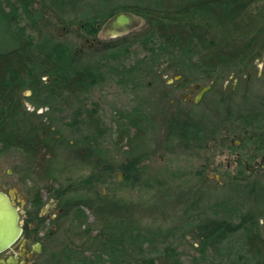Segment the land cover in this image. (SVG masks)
I'll use <instances>...</instances> for the list:
<instances>
[{
    "label": "rangeland",
    "instance_id": "obj_1",
    "mask_svg": "<svg viewBox=\"0 0 264 264\" xmlns=\"http://www.w3.org/2000/svg\"><path fill=\"white\" fill-rule=\"evenodd\" d=\"M1 1L16 6L18 27H26L29 35L35 37L30 8L19 0ZM134 3V0H68L65 17L71 25L67 29L54 26L48 34L69 43L82 55H98L108 48L123 50L122 45L132 43L130 50L111 64L122 70L145 57L146 52L138 42L145 25L122 37L103 38L101 33L106 23L99 21L85 27L79 26V22L94 17L100 9L111 11ZM64 53L59 52L57 59ZM259 64L263 66L264 57ZM253 67L256 72L257 68ZM176 75L164 63L143 82L144 92L125 87L118 73L110 71L92 75L83 90L75 95L54 93L46 86L31 90L30 94L25 92L30 112L43 117L38 124L46 122L63 138L65 147L60 159L66 170L60 181L47 182L24 154L10 152L0 158V187L10 191L16 184L22 194L39 192L44 199L57 196L62 205L71 200L106 203L116 207L117 217H127L145 227L170 228L173 233L159 247L173 248L184 264H196L202 237L199 230L182 232L181 220L198 202L246 194L256 204L260 231L264 235V187L254 185L247 171L239 173L236 180L227 177L235 172L232 167L227 169L234 161L229 150H237L240 143L241 147L245 146L251 115L263 119L264 111L257 112L258 115L253 113L250 91L234 93L232 76L216 82L199 102L187 103L185 90H177L174 81L169 83ZM247 78L248 73L241 80ZM44 80L47 85L51 84L49 77ZM189 82L193 86L209 83ZM198 95L195 90L194 98ZM136 112L147 113L154 122L147 125L146 138L140 137L131 149L125 140L120 143L118 129L124 125L123 130H127L126 117ZM86 142L92 150L86 147ZM221 163L224 164L221 172L226 174L217 182L218 173L209 169ZM51 186L53 190L49 192L46 187ZM88 215L91 223H97L98 218L106 221L97 210L88 211ZM77 227L72 214L62 216L51 241L35 254L30 264H45L51 254L66 246L77 249L81 243ZM92 228L98 231L100 226L94 224ZM46 235L50 236V230Z\"/></svg>",
    "mask_w": 264,
    "mask_h": 264
},
{
    "label": "trees",
    "instance_id": "obj_2",
    "mask_svg": "<svg viewBox=\"0 0 264 264\" xmlns=\"http://www.w3.org/2000/svg\"><path fill=\"white\" fill-rule=\"evenodd\" d=\"M19 1L30 8L36 35L18 27L13 3L5 5L0 0V158L10 152L24 154L47 182L60 181L66 170L60 159L65 142L46 122L38 124L43 117L30 112L25 92L46 86L54 93L75 95L87 79L106 71L118 73L121 84L130 90L144 92L143 82L164 63L189 81L216 83L228 76H243L264 57V0H134L130 6L100 9L79 26L107 23L120 9L144 19L145 30L138 42L146 55L121 71L111 64L132 43L122 45L123 50L108 48L98 55H82L48 34L54 26L67 29L71 25L65 17L68 0ZM61 51L64 56L57 59ZM146 114L126 117L128 129L123 130L124 125L118 129L120 143L125 140L133 149L140 137L146 138L147 125L154 122ZM250 144L247 137L242 149ZM85 145L92 150L89 142ZM93 202L71 200L62 205V216L70 213L78 224L81 243L77 249L66 246L55 251L45 264H184L173 248L159 247L172 229L145 227L115 216L113 205ZM95 209L105 222L99 218L97 223L89 221L88 211ZM256 209L246 194L196 203L181 220L182 232L201 233L196 264H264V235ZM94 224H99L98 231L92 228Z\"/></svg>",
    "mask_w": 264,
    "mask_h": 264
},
{
    "label": "flooded vegetation",
    "instance_id": "obj_3",
    "mask_svg": "<svg viewBox=\"0 0 264 264\" xmlns=\"http://www.w3.org/2000/svg\"><path fill=\"white\" fill-rule=\"evenodd\" d=\"M260 60L258 59L254 63L257 71L255 72L253 67L248 72V80H241L242 76L240 75L232 76L235 80L234 93L239 95L238 93L245 89L250 91V105L253 113L257 115V112L261 113V111H264V64L261 66L259 64ZM172 80L176 82L177 90L184 89L187 93L184 99L187 103H197V97L194 98L193 96L195 90L200 94L204 88L210 86V89L203 94L204 96L212 90L215 84L212 81L205 86L200 84L193 86L182 74L174 76ZM176 100L178 102L179 97ZM251 117L248 136L251 144L247 150L242 149L241 143L237 150H229L228 153L234 157V161L227 165V169L232 167L235 172L227 177H233L236 180L239 173L247 171V174L250 177L252 176L256 185L264 187V115L263 119L257 118L255 115H251ZM222 167H224L223 163L218 164L217 169L215 167L209 169V172L218 173L217 182L222 180L226 174L224 171L221 172ZM13 186V189L17 190V196L14 201L21 212V225L24 232L19 242L0 253V264H30L35 254L39 253L38 251H43L46 244L51 241V236L60 227L61 217L64 215L65 209L57 196L44 199L39 192L22 194L16 184ZM0 189L3 190L1 187ZM3 191L9 193L11 190ZM48 230H50V236L46 235ZM11 258H15L13 262L9 261ZM16 258L18 259L16 260Z\"/></svg>",
    "mask_w": 264,
    "mask_h": 264
},
{
    "label": "water",
    "instance_id": "obj_4",
    "mask_svg": "<svg viewBox=\"0 0 264 264\" xmlns=\"http://www.w3.org/2000/svg\"><path fill=\"white\" fill-rule=\"evenodd\" d=\"M143 24L144 19L142 17L131 12H121L106 23L101 35L103 38L122 37L140 28ZM172 82L173 80L169 81V83ZM208 89H210V86L202 90L196 102L200 101ZM27 93L30 94L31 92L28 91ZM16 196V189L11 190L9 193L0 189V253L14 246L23 236L21 212L14 201ZM14 259L11 258L9 261L13 262Z\"/></svg>",
    "mask_w": 264,
    "mask_h": 264
}]
</instances>
